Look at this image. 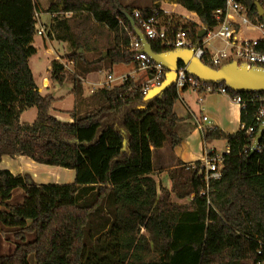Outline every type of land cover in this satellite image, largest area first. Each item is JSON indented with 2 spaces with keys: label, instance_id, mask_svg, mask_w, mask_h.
Returning a JSON list of instances; mask_svg holds the SVG:
<instances>
[{
  "label": "trees",
  "instance_id": "1",
  "mask_svg": "<svg viewBox=\"0 0 264 264\" xmlns=\"http://www.w3.org/2000/svg\"><path fill=\"white\" fill-rule=\"evenodd\" d=\"M253 22H262L256 2L237 0ZM195 13L202 26L215 28L222 21L214 12L225 9V0H175ZM138 8L141 18H126L135 8L119 0H57L49 12L55 27L51 39L76 48L66 58L82 68L81 77L110 65H136L131 41L141 31V19L158 8ZM37 5L34 0H0V163L4 157H25L37 164L73 170L67 184H36L28 174L0 170V236L16 241L12 253L0 264H258L264 261V136L251 150L260 124L255 116L260 102L241 96V128L232 134L204 128L203 142L225 141L228 154L223 174L209 182L207 194L202 161L180 164L170 173L172 187L157 194L152 153L165 143H181L175 132L180 121L173 107L176 86L145 100L132 78L104 87L89 98L94 107L84 112L80 77L73 79L74 108L70 121L50 113L55 99L43 96L34 80L29 58L36 54ZM58 13H71L59 18ZM120 18L124 29L117 20ZM168 37L179 30L190 32L198 43L200 28L183 24L175 15L164 18ZM155 53L172 48L147 40ZM264 49V44L262 45ZM81 50L105 52L107 58L88 63ZM202 62L211 66L207 52ZM151 63V62H150ZM182 66V65H181ZM215 68V67H213ZM216 69V68H215ZM63 64L54 61L51 80L63 83ZM148 79L155 77L147 71ZM215 87L224 86L214 84ZM264 99V93L258 94ZM35 107L32 123L22 114ZM253 127L254 135H247ZM20 189L22 203L8 204ZM173 195L174 202H171ZM192 197L187 205L176 201ZM145 233H144V232ZM260 251V254L258 253Z\"/></svg>",
  "mask_w": 264,
  "mask_h": 264
},
{
  "label": "crops",
  "instance_id": "2",
  "mask_svg": "<svg viewBox=\"0 0 264 264\" xmlns=\"http://www.w3.org/2000/svg\"><path fill=\"white\" fill-rule=\"evenodd\" d=\"M157 1L158 0H155L153 4H157L159 7L170 12L172 15L176 13L175 9L180 6L175 2V0H163V3L167 2L168 4L174 6L173 9L168 10L165 7L160 6ZM188 14L189 15L186 16L184 15L186 20L191 21V17H197V15L193 12H188ZM197 20H199V18H197ZM192 22L196 24L194 20H192ZM255 35L256 34L254 33L247 32L245 28H242V32L238 37H252ZM52 41L54 42L58 40L52 39ZM65 43H67L68 46V48L65 50L68 52V54L72 53L73 50H75V47L68 42ZM224 47L225 46H219L216 48L222 49ZM69 62L73 61L69 60ZM139 74H143L144 77L139 78ZM109 76H112L111 81L108 79ZM136 77H138V79ZM127 78H132L134 80L136 79V81L139 83V86H146L149 80L147 77V71L139 70L136 65H110L104 62L102 64L101 70L90 72L85 74L83 77L80 76L82 87L84 85L81 96L82 101L87 99L86 97H90L98 89L104 88L108 82H111L112 86H119ZM115 82L117 84H115ZM43 89L39 88L40 93ZM54 90L58 89L53 87L46 92L47 94H45L51 95L55 99L53 104L63 98V96L56 97L54 95ZM88 92L90 93L89 95L86 94ZM42 95L44 94L42 93ZM72 97L74 98L73 95ZM54 107L51 106L50 113L52 115L63 121L71 120L69 117L67 119L64 116L66 114H63L62 112H70L72 108L62 110ZM241 108L242 107L236 103L230 95H225L218 92L200 93L192 89H185L178 92V99L174 104L173 110L180 119V121L175 126V132L182 141L174 148H171L169 143H165L163 147L154 150L152 153L153 173L150 175V177L156 181L157 194L159 197L162 196L163 190H171L172 182L170 179V173L175 168H177L178 165L182 163L191 165L194 162L203 161L207 155V151L216 152L215 148L210 149L205 146L206 144L203 142L202 138L203 129L215 127L229 134L237 132L241 128ZM227 148L228 146L226 143V150ZM3 162H6L5 166L3 165ZM0 164L3 165V168L0 170H9L14 175L28 174L32 177L36 184H67L72 183L75 179V172L73 170L37 164L25 157H4ZM39 174L42 175L40 176ZM52 180H55V182ZM185 200L186 202H183V204L189 203L192 200V197H188ZM173 201L174 198L172 196L171 202Z\"/></svg>",
  "mask_w": 264,
  "mask_h": 264
},
{
  "label": "built area",
  "instance_id": "3",
  "mask_svg": "<svg viewBox=\"0 0 264 264\" xmlns=\"http://www.w3.org/2000/svg\"><path fill=\"white\" fill-rule=\"evenodd\" d=\"M225 2V9H218L214 12L216 19L219 20L222 18V21L215 28L209 29L207 27L206 34L203 38H199L198 34V43H194V41L191 40L190 32L186 30H179L170 39L163 20L165 17L172 14L161 7L155 8L151 12V15L141 19V32L146 40L160 41L171 47L172 50L196 48L194 56L198 57L201 61L208 52L211 56L210 67L212 68L215 67L218 69L224 64L232 61H236L238 64L244 63L249 68L253 66L264 68V49L262 48V45L264 44L263 21H251L248 17V10L237 0H225ZM65 15L70 16V13ZM141 15L142 14L139 9H134L129 16L131 18L132 16L135 18H141ZM36 16L37 13L35 15V19ZM117 20H119V23L124 26L119 17H117ZM204 27L205 26H201L200 30ZM242 28H245L247 32L254 33L256 35L252 37H238L242 32ZM124 29L127 30L125 26ZM37 31L38 34H42L43 29L37 30L36 24V32ZM218 40L223 42L225 47L222 49L215 47L213 50H209L208 47L212 46V42ZM130 47L134 52H136L135 61L137 62V68L139 70L155 71V77L148 80V83L143 90V93L146 94L150 88L157 87L162 84L165 79L166 70L160 65H156L147 54L142 52L143 45L138 37L131 41ZM108 79L111 81L112 76H109ZM110 84L111 82H108L106 87L109 88ZM175 86L178 92L185 89H192L200 93L218 92L229 95L228 88L225 85L215 87L214 84H208L200 81L195 76L189 75L186 71V67L183 65H180L177 70ZM248 95H254L251 98V101L260 102V108L255 116V122L256 124L261 125L264 120V99H260L258 94ZM232 98L241 107L244 106V99L241 96ZM254 133L253 127H250L247 130V135L249 136H253ZM255 150L259 151L258 147ZM226 154H228V148L222 155H219L214 151H207V155L202 161L204 164L203 179L206 183V190L201 192V195L207 194L206 191L209 188L210 180L219 179L222 176L226 163ZM258 253L260 254V251ZM258 264H264V261Z\"/></svg>",
  "mask_w": 264,
  "mask_h": 264
},
{
  "label": "rangeland",
  "instance_id": "4",
  "mask_svg": "<svg viewBox=\"0 0 264 264\" xmlns=\"http://www.w3.org/2000/svg\"><path fill=\"white\" fill-rule=\"evenodd\" d=\"M36 5H37V30L43 29L42 34H38V31L35 33L34 36V41H33V46L36 48V54L32 55L28 62L29 66L32 70L34 80L37 84L38 89L41 88L43 89L41 94L43 93L44 95L47 94L46 92L50 90L51 88H57L58 90H54L55 96L56 97H62L61 100H58L55 104H52L54 108L66 110V109H73L75 106L76 102V96L73 94V88H74V82L73 79L75 76L80 77L82 68L76 67L74 62H69V60L66 58V55L68 52L65 50L68 48L67 43L62 42V41H52L50 38V34H53L54 32V27H55V20L53 17V13L49 12V9L51 8L52 5H54L57 0H34ZM155 0H119L121 5L126 6L129 5L133 8H145V7H151L153 5V2ZM160 6L165 7L166 9L170 10L173 9L174 6L171 4L163 3V0H158L157 1ZM176 13L174 14L178 18H180V21L183 24H192V20L196 22V24L201 26V23L199 20H197L198 16L196 17H191L190 20H186L184 18V15H189L188 12H186L185 9L181 8L178 6L176 9ZM179 12V13H178ZM178 13V14H177ZM59 18H71L72 15L70 13V16L65 15L63 13H58L57 14ZM197 20V21H196ZM220 40L218 41H213L212 46L208 47L209 50H213L215 47L219 46H224ZM76 50V48H75ZM73 50V51H75ZM82 53L84 54V59L86 62L90 63L96 58H98V52H94L92 50H86L83 51ZM108 56V54H107ZM107 58V57H106ZM105 58V59H106ZM54 61L60 62L61 64L64 65V72H63V83L59 84L57 82H53L51 80V66ZM143 78V74H139V78ZM138 79V77H136ZM136 80V79H135ZM115 84H117L115 82ZM84 87V85H83ZM106 87V86H105ZM110 87H112V84H110ZM40 91V90H39ZM86 91V90H85ZM72 92V94H71ZM86 94H90L89 92ZM43 95V96H44ZM74 96V98L72 97ZM87 95V96H88ZM46 96V95H45ZM84 99L81 103L78 104L79 108L81 109L82 112L91 109L94 107V104L89 101L88 98ZM74 101V103H73ZM54 111V110H53ZM51 112V111H50ZM56 112V111H55ZM59 113V112H58ZM67 119L69 116V112L65 111L62 112ZM61 113V114H62ZM37 115V110L35 107L27 109L21 117V120L25 123H32ZM207 148L210 149H216V153L219 155H222L226 151V142L225 141H214L211 144L205 145ZM1 165V164H0ZM3 165H6V162H3ZM3 165H1L0 169L3 168ZM40 176L42 174H39ZM39 181V180H36ZM55 182V180H52ZM163 196V192H162ZM161 196V197H162ZM173 195H171L172 198ZM24 198V195L20 189H16L13 191V197L12 199L8 202V204H19L22 203ZM174 202V201H173ZM183 202H186V200L182 201H176V204L178 205H187L183 204ZM144 232V231H143ZM145 233V232H144ZM16 245V241L13 238L11 234H6L4 236H0V256L2 255H8L12 253Z\"/></svg>",
  "mask_w": 264,
  "mask_h": 264
},
{
  "label": "water",
  "instance_id": "5",
  "mask_svg": "<svg viewBox=\"0 0 264 264\" xmlns=\"http://www.w3.org/2000/svg\"><path fill=\"white\" fill-rule=\"evenodd\" d=\"M258 15L262 17L264 23V9L256 2ZM126 18L133 25L132 18L125 14ZM207 26L199 32V38H203L206 34ZM138 39L143 45L142 52L147 54L149 58L156 64L166 70L165 79L162 84L157 87L150 88L145 100H149L154 96L164 92L175 85L177 79V70L180 65L186 67L189 75L195 76L200 81L208 84H222L231 91L243 94H260L264 93V68L253 66L248 67L246 64H238L236 61L226 63L218 69H214L205 65L198 57L194 56V49H175L165 53H155L152 51L150 44L138 29L135 30ZM82 52V50H81ZM107 57L105 52L100 58L95 60L101 62ZM264 136V120L259 126L256 137L252 144L251 150L254 151L260 144Z\"/></svg>",
  "mask_w": 264,
  "mask_h": 264
}]
</instances>
